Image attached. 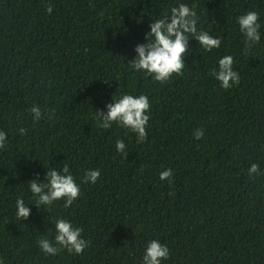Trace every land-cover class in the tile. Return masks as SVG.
Returning <instances> with one entry per match:
<instances>
[{
  "label": "trees",
  "instance_id": "obj_1",
  "mask_svg": "<svg viewBox=\"0 0 264 264\" xmlns=\"http://www.w3.org/2000/svg\"><path fill=\"white\" fill-rule=\"evenodd\" d=\"M180 2L221 46L204 52L190 37L182 73L161 83L128 62L177 0H0V264H140L151 239L169 249L162 264H264V0ZM247 11L261 28L245 48L235 18ZM223 55L239 74L230 89L212 75ZM117 91L148 97L143 141L98 126L95 111ZM252 163L259 174L249 176ZM65 165L78 198L17 218V198L34 202L27 182ZM88 169L97 182L84 181ZM57 218L81 228L80 254L41 252Z\"/></svg>",
  "mask_w": 264,
  "mask_h": 264
},
{
  "label": "clouds",
  "instance_id": "obj_2",
  "mask_svg": "<svg viewBox=\"0 0 264 264\" xmlns=\"http://www.w3.org/2000/svg\"><path fill=\"white\" fill-rule=\"evenodd\" d=\"M48 11H51L49 8ZM197 15L194 9L187 3L177 0L175 7H169L168 12L162 16L151 19L148 31L144 35V42L134 47L135 55L128 62L134 71L142 72L150 76L156 82H166L173 75H180L185 68V55L188 51V42L194 39L198 49L211 52L221 46V40L217 36L210 35L207 31L198 30ZM238 31L243 37L245 48L255 45L260 41L259 14L255 11H247L235 18ZM212 75L218 81L220 88L230 89L238 83L239 74L233 70V58L231 55H223L216 61V67ZM112 102L105 104L104 110H96L98 126L102 129L110 128L113 123L127 129L136 135L137 141H143L146 136L147 122L150 118V103L144 94L133 95L130 93H117L111 97ZM34 120H39L40 109L37 106L31 108ZM23 135V128L17 129ZM203 130L197 128L193 137L199 140ZM7 143L6 133L0 131V148ZM115 150L118 153L125 151V143L122 139H116ZM248 175L258 173V166L252 163L247 169ZM172 175L171 169H164L158 174L161 181L168 180ZM100 172L98 169H88L84 172V181L97 182ZM28 190L34 197L33 203H25L23 199L15 200V215L21 220H26L30 215L28 205L37 209H48L54 202L63 199L64 207H68L80 194V185L69 172L67 165L59 171L49 167L45 171L43 180L38 177L27 182ZM81 228L73 226L67 219L57 218L54 222V237L50 242L42 237L37 244L46 255H56L59 249H66L70 253L80 254L86 247V241L81 237ZM169 249L156 239L146 241L140 264H162L169 259Z\"/></svg>",
  "mask_w": 264,
  "mask_h": 264
}]
</instances>
